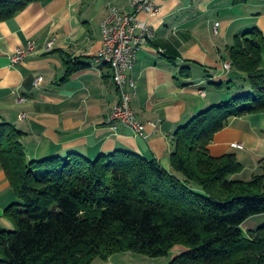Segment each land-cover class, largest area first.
<instances>
[{"label": "trees", "instance_id": "trees-1", "mask_svg": "<svg viewBox=\"0 0 264 264\" xmlns=\"http://www.w3.org/2000/svg\"><path fill=\"white\" fill-rule=\"evenodd\" d=\"M38 1L0 0V20ZM226 51L237 91L177 128L170 169L121 150L28 160L25 133L0 120V167L15 197L4 209L14 228L0 229V264H94L174 248L169 264H264V224H247L264 216V158L244 181L234 176L243 169L234 153L209 152L232 117L264 113V34L236 35ZM80 67L68 65L62 79Z\"/></svg>", "mask_w": 264, "mask_h": 264}, {"label": "crops", "instance_id": "crops-1", "mask_svg": "<svg viewBox=\"0 0 264 264\" xmlns=\"http://www.w3.org/2000/svg\"><path fill=\"white\" fill-rule=\"evenodd\" d=\"M232 1L158 0V16L138 15L154 29V37L142 45L129 73L136 83L132 112L142 122L156 125L147 126V139L120 122L115 129L110 127L107 118L119 101V92L110 66L96 58L102 44L101 22L109 8L131 12V0L29 3L13 17L0 20V120L25 133L22 142L28 160L69 152L94 158L121 150L156 158L170 169L177 128L237 91L227 83L238 73L224 68L229 61L226 48L236 35L254 27L264 34V0ZM51 37L54 44L45 51L42 46ZM29 40L38 49L12 64L11 55ZM68 65L81 67L63 80ZM209 152L213 156L234 153L244 166L234 175L237 178L242 179L246 167L251 176L262 172L264 113L232 117L214 135ZM10 191L0 167V197L12 199ZM3 212L0 206V221L10 226ZM180 250L174 248L162 257L122 251L94 264H169Z\"/></svg>", "mask_w": 264, "mask_h": 264}, {"label": "built area", "instance_id": "built-area-1", "mask_svg": "<svg viewBox=\"0 0 264 264\" xmlns=\"http://www.w3.org/2000/svg\"><path fill=\"white\" fill-rule=\"evenodd\" d=\"M131 12H125L117 6H111L108 14L101 22L102 44L97 56L111 59L114 67V84L119 92V101L113 106L108 115L107 122L112 129L120 122L129 127L137 136L147 139L149 133L147 126L156 127L155 123L142 122L130 107V101L134 94L136 83L129 76L132 66H135L137 54L143 44L154 37V29L151 22L138 17L140 13H146L149 17H156L160 12L158 0H131ZM216 26L218 23L215 24ZM217 30L215 29V33ZM54 37L48 39L42 46L45 51L51 50ZM38 45L34 40H29L26 47L17 48L11 55L12 64L25 60L34 53ZM224 68L229 69L227 63ZM38 79L35 80V83ZM22 118L24 114L20 115ZM232 147H241L239 143H232Z\"/></svg>", "mask_w": 264, "mask_h": 264}, {"label": "rangeland", "instance_id": "rangeland-1", "mask_svg": "<svg viewBox=\"0 0 264 264\" xmlns=\"http://www.w3.org/2000/svg\"><path fill=\"white\" fill-rule=\"evenodd\" d=\"M241 162V161H240ZM242 163V162H241ZM243 165V164H242ZM244 168V166H243ZM243 170V169H242ZM250 169L249 167H246V170L244 172V175L241 176V180H244V181H247V180H250L252 178V176L250 177ZM239 178V177H238ZM240 179V178H239ZM11 195H12V199H8L6 196L2 195V197H0V206H4V209L7 205L11 204L15 197H14V194H13V191L11 190ZM3 218L6 219L7 221H9L10 223V226H7L4 222L0 221V229H12L14 228V224L11 220H9L5 215H4V212H3ZM256 222V223H254ZM248 226L250 227V225H253V224H256L255 227H257L258 225H262L264 224V216H256V217H253L251 218L248 222H247ZM247 225H244V228H247L248 227Z\"/></svg>", "mask_w": 264, "mask_h": 264}, {"label": "bare ground", "instance_id": "bare-ground-1", "mask_svg": "<svg viewBox=\"0 0 264 264\" xmlns=\"http://www.w3.org/2000/svg\"><path fill=\"white\" fill-rule=\"evenodd\" d=\"M50 39H52V37H51ZM54 41H55V37H54ZM96 58H97L98 60H100V61H102V62L108 64V65L110 66L111 71H112V77H113V80H114V67H113V61H112L111 59L103 58V57H101V56H97ZM226 63H227V65H228V68L230 69V67H231L230 62L227 61ZM133 67H134V66H132V69H133Z\"/></svg>", "mask_w": 264, "mask_h": 264}]
</instances>
